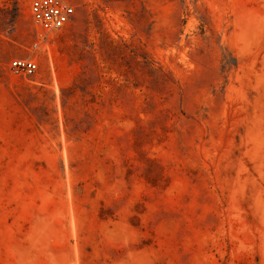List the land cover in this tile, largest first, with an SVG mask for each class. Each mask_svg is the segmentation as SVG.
<instances>
[{
	"label": "rangeland",
	"instance_id": "1",
	"mask_svg": "<svg viewBox=\"0 0 264 264\" xmlns=\"http://www.w3.org/2000/svg\"><path fill=\"white\" fill-rule=\"evenodd\" d=\"M29 2L0 0V264H264V0H68L49 34Z\"/></svg>",
	"mask_w": 264,
	"mask_h": 264
},
{
	"label": "built area",
	"instance_id": "2",
	"mask_svg": "<svg viewBox=\"0 0 264 264\" xmlns=\"http://www.w3.org/2000/svg\"><path fill=\"white\" fill-rule=\"evenodd\" d=\"M29 13L33 22L44 34H49L65 26L74 14V7L68 0H30ZM9 69L15 75L32 76L38 62L25 58L10 60Z\"/></svg>",
	"mask_w": 264,
	"mask_h": 264
}]
</instances>
